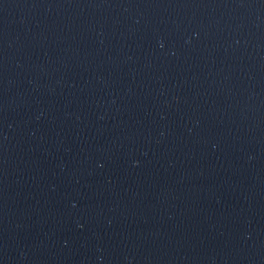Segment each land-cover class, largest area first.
<instances>
[{
    "label": "water",
    "instance_id": "obj_1",
    "mask_svg": "<svg viewBox=\"0 0 264 264\" xmlns=\"http://www.w3.org/2000/svg\"><path fill=\"white\" fill-rule=\"evenodd\" d=\"M0 264H264V0H0Z\"/></svg>",
    "mask_w": 264,
    "mask_h": 264
}]
</instances>
